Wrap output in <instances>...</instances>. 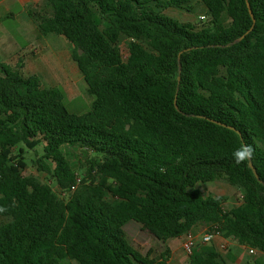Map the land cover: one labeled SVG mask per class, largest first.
Instances as JSON below:
<instances>
[{
    "label": "trees",
    "instance_id": "obj_1",
    "mask_svg": "<svg viewBox=\"0 0 264 264\" xmlns=\"http://www.w3.org/2000/svg\"><path fill=\"white\" fill-rule=\"evenodd\" d=\"M192 1L48 0L39 30L72 44L94 97L83 114L22 64H0V217L8 219L0 224V264H170V249L156 258L128 241L130 221L163 242L209 222L264 264V0H248L252 31L246 0H200L207 21L199 26L165 13ZM122 36L130 39L127 60ZM40 144L39 171H51L45 160L52 161L63 193L80 178L64 146L100 159L59 198L24 175L27 151ZM244 144L254 149L260 180L249 160L233 159ZM220 178L243 191L242 205L225 211L197 187ZM189 258L231 264L236 256L210 245Z\"/></svg>",
    "mask_w": 264,
    "mask_h": 264
},
{
    "label": "rangeland",
    "instance_id": "obj_2",
    "mask_svg": "<svg viewBox=\"0 0 264 264\" xmlns=\"http://www.w3.org/2000/svg\"><path fill=\"white\" fill-rule=\"evenodd\" d=\"M13 11L16 13L17 18L10 20L7 19L8 23H6V25L15 34H18L20 33L19 27L21 25V21H24L26 16V11L21 4L13 6ZM46 11H48L47 14H49L50 8L48 3ZM165 13L181 22H190L197 26L204 24V21H207L206 19H201L202 16H207V11L200 0H193L188 9L171 8L167 9ZM43 15H46V12H44ZM224 18L225 23L228 24L229 20L226 16ZM100 25L102 28L104 27L102 25V21H100ZM52 36L60 39H53L50 41V52H45L46 56L47 53L49 54L46 57L47 59H43L42 62H37L35 65H32V67H27L29 72L25 69L24 72L25 74H31L30 72L38 73L42 79L43 85L48 88L59 87L63 89L67 97L66 106L70 112L76 114L86 113L91 109L94 97L89 93L84 77L79 71L77 63L71 57L73 46L62 36H58L56 34H52ZM142 44L145 47H148V42L146 40L142 41ZM129 46L130 39L122 36L120 39V47L122 49L124 60H127L129 56ZM53 53H56V55L54 56ZM44 147L45 144H40L35 150L27 151L26 160L28 166L24 170V175L26 177H35L41 182L49 184L53 188L54 193L59 198H62L64 197L63 192L57 186L53 175L55 164L50 160H45V163L51 169L49 172L39 171L38 165L36 164V161L44 154ZM15 150H17V148ZM62 151L73 169L76 171L77 176L80 178L85 175L91 159H100V156L79 145L64 146ZM197 187L205 196H213L220 199L223 203L225 211L235 209L243 203V191L240 188L228 184L225 178H220L209 183H199ZM69 194L70 193L68 192V195ZM108 199L112 202L114 201V198L111 196H108ZM4 221H8V219L0 217V224ZM124 229L128 241L143 254L152 250L153 256L160 258V255L168 248L166 242L160 241L152 236L135 221L128 222ZM190 233H192L196 239L195 250L202 246L215 245L225 258H228L230 254H239V252L241 255L244 254V256L242 255L243 258H241L243 259L242 261L239 258L237 260L240 262L236 261L233 264H254V260L257 258V256H253L249 253V249H242L240 251V245L235 240L225 239L219 233L211 232L209 222L199 223L190 231ZM208 233H214L215 238L210 243H204L203 238ZM184 238L185 235L182 239L184 240ZM168 241L169 244L177 242L175 239H170ZM178 244L179 245L176 246V248L179 249V253L176 254V258H174L170 264H190V255L183 249V241L181 240Z\"/></svg>",
    "mask_w": 264,
    "mask_h": 264
},
{
    "label": "crops",
    "instance_id": "obj_3",
    "mask_svg": "<svg viewBox=\"0 0 264 264\" xmlns=\"http://www.w3.org/2000/svg\"><path fill=\"white\" fill-rule=\"evenodd\" d=\"M47 2L48 0H0V64H10V66L22 64L24 65V71V69L28 70L27 67H32V65H35L37 62H42L43 59H47L46 57L49 54L47 53L46 56L45 52L50 50V41L53 39H60L52 36V34L44 36L40 33L39 23L44 16L43 13L46 12L47 15ZM17 4H21V6L25 8L26 16L24 21H21L19 27L20 33L15 34L6 23H8L7 19L17 18L16 13L13 11V6ZM53 55L55 56L56 53H53ZM30 73L38 74L34 72ZM182 238L183 236L181 238H176L175 240L177 242L174 244H169V241L166 242L167 249L171 250L170 263L176 258V254L179 253V249H177L176 246L179 245L178 243L181 240L183 241ZM239 247L240 251L242 249H249L241 245ZM242 255L244 256V254ZM242 255L240 252L239 254H235L236 259L234 262L239 261L237 260L239 258L242 261Z\"/></svg>",
    "mask_w": 264,
    "mask_h": 264
},
{
    "label": "built area",
    "instance_id": "obj_4",
    "mask_svg": "<svg viewBox=\"0 0 264 264\" xmlns=\"http://www.w3.org/2000/svg\"><path fill=\"white\" fill-rule=\"evenodd\" d=\"M201 19H205V16H202ZM80 182V178L77 179V184L76 185H73L70 190H69V193L72 194L74 193V191L76 190L77 188V185L79 184ZM64 196H67L68 195V192H64L63 193ZM215 238V234L214 233H208L204 236L203 238V242L204 243H210L213 241V239ZM195 247H196V239L195 237L193 236L192 233L188 232L185 234V238L183 240V249L185 250V252L189 255H191L194 250H195ZM249 253L253 256H257L258 255V252L254 249H249Z\"/></svg>",
    "mask_w": 264,
    "mask_h": 264
},
{
    "label": "clouds",
    "instance_id": "obj_5",
    "mask_svg": "<svg viewBox=\"0 0 264 264\" xmlns=\"http://www.w3.org/2000/svg\"><path fill=\"white\" fill-rule=\"evenodd\" d=\"M254 149L252 145L244 144L240 149H237L233 153V159L237 164L246 162L252 158Z\"/></svg>",
    "mask_w": 264,
    "mask_h": 264
},
{
    "label": "water",
    "instance_id": "obj_6",
    "mask_svg": "<svg viewBox=\"0 0 264 264\" xmlns=\"http://www.w3.org/2000/svg\"><path fill=\"white\" fill-rule=\"evenodd\" d=\"M246 2H247V7H248V9H249V13H250L251 17L253 18V22H254V24H253V26H252V28H251V30H250V31H252L253 28H254V25H255V23H256V20H255V18H254V15H253V12H252L251 6H250V4H249V1L246 0ZM244 37H245V35H243V36H242L241 38H239L237 41L233 42V44L236 43V42L241 41ZM175 106H176V108H178V105H177V96H176V99H175ZM212 121L215 122V123H217V124H219V125H222V126L228 127V128L231 129V130L236 131V129L233 128V127H231V126H227V125H225V124H222V123L217 122V121H214V120H212ZM237 133L241 136V133H240L239 131H237ZM249 167H250V169L253 171V173L255 174L256 178H257L258 180H260L259 175H258V172H257V170H256V168H255V166H254V164H253V162H252L251 159L249 160ZM260 182H261L262 184H264L263 181L260 180Z\"/></svg>",
    "mask_w": 264,
    "mask_h": 264
}]
</instances>
